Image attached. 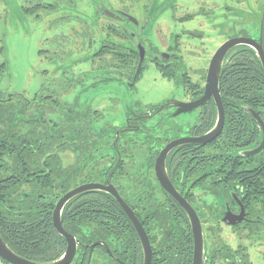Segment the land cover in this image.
<instances>
[{
	"label": "flooded vegetation",
	"instance_id": "1",
	"mask_svg": "<svg viewBox=\"0 0 264 264\" xmlns=\"http://www.w3.org/2000/svg\"><path fill=\"white\" fill-rule=\"evenodd\" d=\"M78 3L86 6L101 31L98 41L88 39L89 24L77 14ZM42 6L54 13L61 7L66 10L62 15L81 21L93 50L92 58L82 57V62L100 58L115 76L84 72L71 82L62 71L51 78L54 86L32 93L0 89V108L6 110L0 113V207L8 194L7 210L12 213L27 215L28 206L50 208L53 235L63 248L57 259L30 260L15 253L0 231L9 250L35 263L63 258L69 242L56 230L53 216L58 203L71 194L59 213L61 228L74 245L69 264H143L141 232L150 248V264L162 256L193 264L194 232L186 207L201 227L202 264H254L252 255L264 264V103L251 104L250 91L235 87L234 73L228 74L227 88H220L230 52L239 46L252 48L237 45L223 59L218 81L221 119L213 96L200 102L214 53L204 58L184 56L190 50H181L179 36L171 37L168 44L165 41L162 50L149 48L143 34L157 13L138 19L126 10L106 8L103 0H51ZM105 10L116 13L118 19L106 17ZM123 14L134 18L137 25ZM193 16L186 14L181 19ZM61 18L58 15L55 20ZM232 39L252 38L244 30L222 44ZM253 40L264 52L262 33ZM147 62L181 87L182 97L152 104L133 100L132 106L122 104L120 119L114 121L107 118L102 93L94 105L82 103L77 95L67 98L78 86L81 94L113 79L135 92ZM4 68L0 62V73ZM261 74L259 83L253 84L260 86L264 96L262 67ZM87 77L93 79L89 85L85 84ZM103 93L115 103L117 98L110 97L106 88ZM183 115L194 118L180 121ZM158 116L160 121L154 122ZM161 170L168 189L159 178ZM123 206L137 220L140 231ZM0 262L10 264L1 258Z\"/></svg>",
	"mask_w": 264,
	"mask_h": 264
},
{
	"label": "rangeland",
	"instance_id": "2",
	"mask_svg": "<svg viewBox=\"0 0 264 264\" xmlns=\"http://www.w3.org/2000/svg\"><path fill=\"white\" fill-rule=\"evenodd\" d=\"M103 1L106 8L126 10L138 19H142L146 13H157L152 16V22L143 34L144 44L155 50H162L165 41L168 44L171 37L179 36L181 50H190L182 53L184 56L204 58L239 31L245 30L252 39H258L262 33L264 40V0ZM45 3H51V0H0V62L5 63V68L0 73V89L32 93L39 87L54 86L51 78L62 71L66 72L65 76L71 82L84 72H90L89 76H115L100 58L91 60L93 50L87 40V33L80 28L84 27L83 23L71 16L62 15L66 10L61 7H58V12L54 10L57 14L48 12V8L42 6ZM159 11L161 12L158 13ZM85 12L88 16L84 15ZM89 12L85 5L78 3L77 14L87 19L89 24L88 39L98 41L102 34L94 26V19L89 16ZM186 14L194 16L182 20ZM58 15L62 18L55 20ZM111 38L116 40V37ZM63 44L66 47L61 52ZM92 44H96L95 48L99 46L98 42H91ZM123 46L128 44L123 43ZM63 52L66 54L65 58L59 60ZM90 56V60L82 62V57ZM89 64L92 65L91 70ZM91 81L93 79L87 77L85 84L89 85ZM78 87L68 95V100L77 95L82 103L94 105L99 102L98 98L102 93V100L107 103L109 121L119 120L122 104L132 106L133 100L140 99L141 102L152 104L183 95L182 88L163 78L150 62H147L135 92L130 93L124 83L115 79L98 86L96 90L81 94ZM104 88L110 93V97L117 98L115 103L107 99L103 93ZM193 118V115H183L179 120L188 122ZM157 121H160L159 116L154 118V122ZM250 258L254 264H263L260 257L252 255Z\"/></svg>",
	"mask_w": 264,
	"mask_h": 264
},
{
	"label": "trees",
	"instance_id": "3",
	"mask_svg": "<svg viewBox=\"0 0 264 264\" xmlns=\"http://www.w3.org/2000/svg\"><path fill=\"white\" fill-rule=\"evenodd\" d=\"M108 34L110 35V32ZM228 58L227 64L223 68L224 75H222L223 78L220 82L221 90L228 86L227 83L231 77L228 74L234 73L232 80L234 81L235 78V87L250 91L249 101L251 104L264 103L263 93L259 89L260 86L253 84L259 83L257 80L263 77L260 64L253 50L246 46H239L230 52ZM239 82H242V84L239 85ZM248 84L252 85L248 88ZM0 106L3 105L0 104ZM5 111L4 107L0 108V113ZM0 119H3V117H0ZM1 191L8 192L9 189L1 188ZM3 197V206L0 207V231L7 245L19 256L30 260L49 261L57 259L61 255L63 248L53 235L54 232L50 221L51 209L43 207L41 210V207L28 206L27 212L29 213L22 216L23 213L8 211L7 209H10L7 205L8 194ZM19 209L21 208H17L18 211H20ZM5 218L6 223L4 222ZM41 233L49 235L42 237ZM155 261V264H180L176 258L171 256L166 258L162 256Z\"/></svg>",
	"mask_w": 264,
	"mask_h": 264
},
{
	"label": "water",
	"instance_id": "4",
	"mask_svg": "<svg viewBox=\"0 0 264 264\" xmlns=\"http://www.w3.org/2000/svg\"><path fill=\"white\" fill-rule=\"evenodd\" d=\"M104 15L108 18L118 19L115 16L116 13L109 12L108 10L104 11ZM123 15L125 16L126 19L130 20L135 25H137V21L134 18L127 16L125 14H123ZM242 44L251 47L255 51L256 56L258 57V60L261 64L262 71L264 73V52L261 48V45L256 43L253 39H232V40L222 44L214 52V54L212 55V57L210 59L209 66H208L205 94H204L203 98L200 100V102H204V101L208 100L210 98V96H213L216 99L217 104L219 103L221 119H222V107H221V104L219 101L218 81H219V76H220V72H221V68H222L223 59H224L225 55L227 54V52L231 48H233L237 45H242ZM140 50L143 51L142 49H140ZM142 58H143V54H142ZM142 58H141V60H142ZM141 62L142 61H140L139 65H138L137 72L140 68ZM164 155H165V153H164ZM164 155L161 158V167L162 168H163ZM159 178L162 181L165 189H168L165 182H164L165 178H164L163 170H161V174H160ZM70 196H71V194L67 195L58 203V205L55 209V212H54V216H53V223H54L56 230L61 235H63L65 238H67V240L69 242L66 253H65L63 258L58 259L55 262H50V263L31 262V261L23 259V258L17 256L16 254H14L11 250H9V248L5 245V243L1 240V238H0V258L5 260L6 262H8L10 264H69L73 258V255H74V245H73V243L70 242L67 234H65L61 228L60 219H59L60 214L59 213H60V209H61L63 203ZM120 203L122 204V202H120ZM124 209L126 210L133 226H135L137 231H140V226L138 225L137 220L134 218V216L132 215L130 210H128L125 207H124ZM186 209L190 213L191 226H192V230L194 232L193 264H202V260H203V256H204V253H203L204 241H203V236L201 233V227L199 225V222H198L194 212L191 210V208L186 207ZM140 239H141V243H142V247H143V253H144V263L143 264H150V257H151L150 248L147 244V239L145 237V234L142 232L140 234Z\"/></svg>",
	"mask_w": 264,
	"mask_h": 264
}]
</instances>
